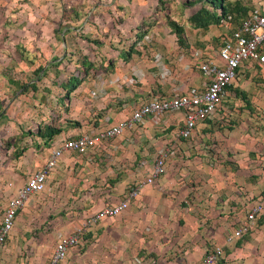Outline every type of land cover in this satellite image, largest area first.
Returning <instances> with one entry per match:
<instances>
[{"label":"crops","instance_id":"obj_1","mask_svg":"<svg viewBox=\"0 0 264 264\" xmlns=\"http://www.w3.org/2000/svg\"><path fill=\"white\" fill-rule=\"evenodd\" d=\"M223 5L231 8L228 25L189 22L199 10L206 14L196 17L199 22L219 13L217 4L205 0H22L15 13L4 16L0 32L14 39L12 65L18 66L19 74L0 78L1 212L59 140L91 137L129 118L151 98L201 88L205 78L196 63L217 60L221 38L247 12L264 13V0H224ZM168 21L181 27L179 38ZM56 41L74 56L69 62L73 69L84 74L68 92L77 72L61 81L46 78L51 85L36 88L49 69L56 75L61 73L58 68L69 67L53 57ZM81 42L87 51L79 50ZM50 52L46 59L39 57ZM155 53L159 61L153 59ZM162 66L165 77L160 76ZM253 69L264 71L251 65L241 75ZM246 115L245 110L219 109L196 124L189 138H182L180 110L148 114L85 154L63 151L46 180L51 185L43 190L46 203L34 204L29 198L16 214L15 225L22 234L14 243L29 251L26 263L20 264H46L59 235L71 232L103 205L120 201L164 149L168 150L164 173L143 185L126 209L89 227L81 244L70 248L58 264H197L212 244L229 258L233 243L225 242L224 235L243 221L245 213L247 173L241 158L264 152V133L248 131ZM263 160L259 169L264 172ZM241 171L242 180L234 178ZM256 187L254 194L262 192L264 175ZM37 208L64 212L66 219L50 225L45 236L48 250L35 258L44 240L29 222ZM68 213H81L83 220H69ZM258 219L264 227V214Z\"/></svg>","mask_w":264,"mask_h":264},{"label":"built area","instance_id":"obj_2","mask_svg":"<svg viewBox=\"0 0 264 264\" xmlns=\"http://www.w3.org/2000/svg\"><path fill=\"white\" fill-rule=\"evenodd\" d=\"M230 19L231 16L226 14L220 16L217 23L228 25ZM153 59L159 61L160 57L155 53ZM251 65L264 67V13L256 9L247 12L239 23L221 38L217 49V60L203 58L196 63L197 70L205 78L201 88L173 96L151 98L135 108L129 118L104 128L91 137L82 134L59 140L44 162L31 171L24 182L16 188L2 210L0 215V249L6 243L18 210L30 197L44 190L46 180L63 151L85 154L96 144L118 136L124 129L139 122L144 115L158 116L176 110L183 113V124L178 135L182 138H189L196 124L210 119L221 108L227 94V87L232 85L233 81ZM165 72L166 69L163 66L160 67L161 77H165ZM167 153L168 150L164 149L153 158L151 168L146 176L128 187L120 201L116 204L103 205L88 215L83 223L71 232L59 235L46 264H58L70 248H77L81 244L84 233L89 227L126 209L128 204L137 198L143 185L154 183L164 173ZM262 208L261 200L253 202L245 210L243 221L225 235V242L231 243L241 237L261 213ZM220 256L221 247L212 244L206 249L197 264H213Z\"/></svg>","mask_w":264,"mask_h":264},{"label":"rangeland","instance_id":"obj_3","mask_svg":"<svg viewBox=\"0 0 264 264\" xmlns=\"http://www.w3.org/2000/svg\"><path fill=\"white\" fill-rule=\"evenodd\" d=\"M18 1L19 2L15 3V0H0V20H4V16L8 17L18 10L19 6H17V4L22 2V0ZM9 36V33L2 34V32H0V78H2V80L5 79L3 78L5 77V75L9 77H15L17 74H19V70L17 69L18 66L12 65V61H14L12 57L15 54L12 48L14 39L12 36ZM79 47V50L87 51V45L85 42H81ZM67 50L68 51H66L65 53L61 50L60 42H55V46H53V57L60 59V61L62 62L61 66L64 63L69 67L62 66L58 68L61 73L56 75L54 74L52 69H49L46 72V75L39 81H37L36 88L45 89L47 88L46 86H50L51 83L47 84L45 80L46 78L49 79L50 77L54 76L57 81H61L69 72H77V69H73V64L69 63L70 61H73L74 56L69 55V49ZM51 53L52 52H50L48 55H39V57H41L42 59H46ZM28 73L29 76H32V78L35 77V74H33L30 70L28 71ZM49 82H51L50 79ZM233 83L234 85H232V87L230 86L227 89V94L222 102L220 110H231L232 112H234V110H245V113L247 114L246 123H249L247 126V130L250 131V129H254L256 131L264 133V71L260 72L259 70L253 69V71H248L243 75H239L238 78L233 81ZM56 86L57 85H55L54 87ZM36 115V117H38V114ZM225 119L227 120L225 124H227V122L230 120V116L228 115V113L225 116ZM256 142L258 143L261 141L256 140ZM262 157H264V152L257 155L255 153H251L248 155V157L246 155L244 159L241 158V168L245 173H247V177L244 180V184L246 185L247 190H245L246 199L243 203V212H245V210L256 200H261L264 202V189L262 190V192L254 194V190H256L257 188L256 185L258 184L259 177L264 175V172L259 169V161H261ZM1 170L2 166L0 160V171ZM21 173L23 176L26 175V172ZM241 174L242 171L239 173H235L233 176L236 179L240 180L241 178L242 180ZM71 175L72 177H74V173H71ZM50 182H53V180ZM2 183V185H5L6 180H2ZM46 185L47 184H45V186ZM47 187H51V185L48 184ZM55 190L59 191L61 189ZM237 191L238 190H236V192ZM30 201H32L34 204L46 203L45 191L42 190L39 193L34 194L32 197H30ZM231 202L232 205L237 203H233V201ZM262 209L264 210V208ZM262 214H264V211L262 212ZM262 214H260V216ZM80 215L81 213H68L67 218L69 220L77 218L83 220V217ZM65 216L66 213L64 212H52L48 209H34L33 220L29 222H32V225H34L35 232H39V234H42V236H44V240L42 241L43 243L42 245H39V251L35 255V258L40 257L42 252L48 250L49 243L45 240V236L50 229V225L54 221L63 222L66 219ZM259 217H257L256 220L250 224V226L246 229L241 237L231 242L233 244L230 251L234 252L233 255L228 256L229 258L224 257L221 248V256L217 258L213 264H264V227H262V225H259ZM75 221L77 222V220ZM15 222L16 221L14 220L12 229L8 234V237L11 238L10 244L7 239L6 246L4 245L0 249V264H20V261L26 260L27 258L26 253H28L29 251H24L22 249L23 247L20 244L14 243V239L17 238L18 235L22 234L17 228L18 226L15 225ZM229 232L230 231H227L225 235Z\"/></svg>","mask_w":264,"mask_h":264},{"label":"trees","instance_id":"obj_4","mask_svg":"<svg viewBox=\"0 0 264 264\" xmlns=\"http://www.w3.org/2000/svg\"><path fill=\"white\" fill-rule=\"evenodd\" d=\"M205 1H208V2H210L211 4H214V5H218L216 8L219 10V13L216 15V16H214V15H211L209 18H207V19H205V20H203V21H198L197 20V16H199V19H201V15L203 16V15H206L205 14V12L203 11V10H199L197 13H194L193 15H191L190 17H189V22L193 25V26H206V25H208L209 23H212V22H217V20H218V18L220 17V16H225L226 14H229L230 16H231V19H232V15L230 14V11H231V8H228V10H226L225 9V7H224V5H223V2H224V0H205ZM226 12H228V13H226ZM230 19V20H231ZM168 23H169V21H168ZM172 25H171V24ZM169 23V25L172 27V29L175 31V34L178 36V38H179V35H180V32H181V27L177 24V23H175V22H170ZM125 51H128V50H125ZM83 62V61H82ZM255 66H258V65H255ZM258 67H260V66H258ZM85 69V68H84ZM83 69V70H84ZM80 71V70H79ZM79 71H77V73L72 77V79L69 81V83H68V89H66V92H68L69 90H71V89H73L77 84H78V82L80 81V79L82 78V77H84V74L82 73L81 75H80V73H79ZM232 87V85H229L228 87H227V89L229 88V87ZM230 123V121H228L227 122V124H229ZM225 125V124H224ZM53 132H55V131H52V134H48L47 135V137H51L52 135H53ZM7 143H8V141H7ZM16 155H18L19 154V151L18 152H16L15 153ZM263 163H264V160H263ZM262 168L264 169V165L262 166Z\"/></svg>","mask_w":264,"mask_h":264}]
</instances>
